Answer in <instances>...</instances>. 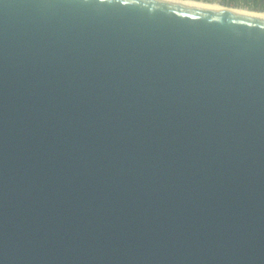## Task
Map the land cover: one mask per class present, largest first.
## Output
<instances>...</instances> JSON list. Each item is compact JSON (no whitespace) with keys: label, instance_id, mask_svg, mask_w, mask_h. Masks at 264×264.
Returning a JSON list of instances; mask_svg holds the SVG:
<instances>
[{"label":"water","instance_id":"water-1","mask_svg":"<svg viewBox=\"0 0 264 264\" xmlns=\"http://www.w3.org/2000/svg\"><path fill=\"white\" fill-rule=\"evenodd\" d=\"M0 264H264V17L0 0Z\"/></svg>","mask_w":264,"mask_h":264},{"label":"bare ground","instance_id":"bare-ground-1","mask_svg":"<svg viewBox=\"0 0 264 264\" xmlns=\"http://www.w3.org/2000/svg\"><path fill=\"white\" fill-rule=\"evenodd\" d=\"M195 5H205V6H212L216 8H221L225 10H232L239 13L255 15V16H263L264 17V10L261 9H253L246 6H238V5H227L218 0H171Z\"/></svg>","mask_w":264,"mask_h":264},{"label":"built area","instance_id":"built-area-1","mask_svg":"<svg viewBox=\"0 0 264 264\" xmlns=\"http://www.w3.org/2000/svg\"><path fill=\"white\" fill-rule=\"evenodd\" d=\"M218 1L222 2L224 4H227V5H238V6H246V7H249V8H256L253 5H251L254 0H247L248 1L247 4L245 2H243V1H241V0L240 1H237V0H218Z\"/></svg>","mask_w":264,"mask_h":264},{"label":"trees","instance_id":"trees-1","mask_svg":"<svg viewBox=\"0 0 264 264\" xmlns=\"http://www.w3.org/2000/svg\"><path fill=\"white\" fill-rule=\"evenodd\" d=\"M237 1H240V0H237ZM245 3L247 4L248 1L245 0ZM251 5H253L254 7H258L260 9H264V0H254Z\"/></svg>","mask_w":264,"mask_h":264},{"label":"rangeland","instance_id":"rangeland-1","mask_svg":"<svg viewBox=\"0 0 264 264\" xmlns=\"http://www.w3.org/2000/svg\"><path fill=\"white\" fill-rule=\"evenodd\" d=\"M211 1V0H210ZM241 1H243V2H245V0H241ZM253 9H259L258 7H256V8H253ZM261 10H264V9H261Z\"/></svg>","mask_w":264,"mask_h":264}]
</instances>
